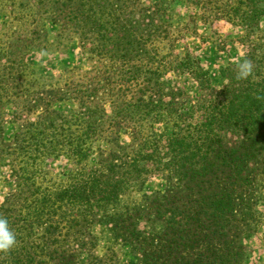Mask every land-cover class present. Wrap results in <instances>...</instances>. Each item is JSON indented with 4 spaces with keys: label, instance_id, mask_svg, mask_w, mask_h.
<instances>
[{
    "label": "trees",
    "instance_id": "obj_1",
    "mask_svg": "<svg viewBox=\"0 0 264 264\" xmlns=\"http://www.w3.org/2000/svg\"><path fill=\"white\" fill-rule=\"evenodd\" d=\"M22 1L27 39L6 51L74 43L85 66L61 87L27 80V127L7 138L0 123V187L3 168L15 177L0 217L17 239L0 264H250L264 222V0ZM210 18L244 31L220 88L179 45ZM60 158L69 171L44 185Z\"/></svg>",
    "mask_w": 264,
    "mask_h": 264
},
{
    "label": "rangeland",
    "instance_id": "obj_2",
    "mask_svg": "<svg viewBox=\"0 0 264 264\" xmlns=\"http://www.w3.org/2000/svg\"><path fill=\"white\" fill-rule=\"evenodd\" d=\"M21 2L23 1L1 0L0 123L5 125L7 138L17 131L23 132L27 127V80L39 86L61 87L65 82L67 67L85 66L81 51L74 43L62 53L53 48L42 52L35 51L28 56L22 52H17V55L8 53L6 50L10 41L17 38L27 39V6H23ZM196 24L192 25L189 33L183 32L179 45L189 48L192 53L200 57L202 64L210 70L213 84L220 88L225 83L221 69L236 61L245 52V45L240 42L244 31L241 27L221 18L200 20ZM261 27L264 30V19L261 21ZM193 28L196 30L193 31ZM48 31L53 37L56 27L49 24ZM14 59L17 60V64ZM20 59L23 60V64ZM27 65L31 68V74H27ZM180 81L191 97L196 99L198 95L194 78L186 74L180 78ZM123 139L128 137L124 135ZM70 167L65 158L47 160L44 165V185L58 183ZM1 178L0 201H3L6 195L15 189V177L10 169L5 167L1 170ZM162 185L161 178L157 176L148 182L146 190L161 188ZM134 195L138 197L136 193ZM260 210L264 215V201L260 205ZM251 244L254 252L250 264H264V222L252 238Z\"/></svg>",
    "mask_w": 264,
    "mask_h": 264
},
{
    "label": "clouds",
    "instance_id": "obj_3",
    "mask_svg": "<svg viewBox=\"0 0 264 264\" xmlns=\"http://www.w3.org/2000/svg\"><path fill=\"white\" fill-rule=\"evenodd\" d=\"M251 65L245 62L240 66V76L247 77L251 73ZM17 243L16 235L11 230L6 218L0 217V252H8Z\"/></svg>",
    "mask_w": 264,
    "mask_h": 264
}]
</instances>
